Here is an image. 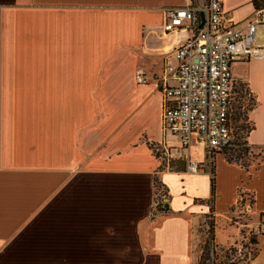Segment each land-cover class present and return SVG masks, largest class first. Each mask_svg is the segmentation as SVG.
<instances>
[{
  "label": "crops",
  "instance_id": "obj_1",
  "mask_svg": "<svg viewBox=\"0 0 264 264\" xmlns=\"http://www.w3.org/2000/svg\"><path fill=\"white\" fill-rule=\"evenodd\" d=\"M179 4L0 0V264H196L194 231L210 211L216 245L230 243L241 226L257 227L264 158L244 167L218 153L210 162L193 140L202 151L192 156L189 147V156L200 168L187 173L177 138L161 131L164 65L175 63L172 51L187 34L162 25L165 9ZM261 6L264 0H223L222 9L236 26ZM256 44L264 46L263 26ZM118 47L131 49L124 77ZM137 69L147 84L133 86ZM231 73L256 101L246 141L264 156V57L235 61ZM126 81L139 95L136 111L152 123L146 139L142 130L123 133L131 112H120L125 99L111 102L123 97ZM101 96L103 117L90 108L86 124L85 98ZM154 178L164 213L154 206ZM249 264H264V235Z\"/></svg>",
  "mask_w": 264,
  "mask_h": 264
},
{
  "label": "built area",
  "instance_id": "obj_2",
  "mask_svg": "<svg viewBox=\"0 0 264 264\" xmlns=\"http://www.w3.org/2000/svg\"><path fill=\"white\" fill-rule=\"evenodd\" d=\"M222 4L223 0H181L164 13L165 32L187 34L172 51L175 63L164 65L160 126L163 133L177 138V153L184 157L187 173L200 168L189 156L193 140L210 162L231 146L232 64L264 57V46L256 44V29L264 27V6L256 8L245 25L235 26L226 22ZM149 79L143 70H135L137 85ZM252 232L264 235V215Z\"/></svg>",
  "mask_w": 264,
  "mask_h": 264
},
{
  "label": "rangeland",
  "instance_id": "obj_3",
  "mask_svg": "<svg viewBox=\"0 0 264 264\" xmlns=\"http://www.w3.org/2000/svg\"><path fill=\"white\" fill-rule=\"evenodd\" d=\"M131 49L128 48H117V54L119 55V64H116L117 72L120 73L121 77H124L125 72H127L126 63H127V55L129 54ZM118 58V59H119ZM110 64H108L109 66ZM104 67V66H103ZM133 78V77H132ZM124 81V80H122ZM133 86H138L134 83L132 79ZM130 85L129 82H125V90L122 92L123 97L119 98H111V102L115 104L121 103L123 99L126 100V107H120V112L122 114H126L131 112L128 115L127 128L123 129V133L127 134V136L134 135L133 133L136 130H150L152 123L147 115L140 113V110L136 111L135 107L138 106L140 101L139 95L135 92L136 88ZM238 91V93H236ZM236 100V102H235ZM232 101L235 102V105L241 106L240 108L234 109L233 112V120L231 125L232 131V139L235 140L236 136L241 135L242 139L245 136L246 129L239 130V127L249 126L247 120V108L250 107V95L247 94L246 88L242 87V85H233L232 89ZM107 105L105 97H86L85 98V123L87 124L90 121L89 109L94 108L95 114L97 116V120L103 117V109L104 106ZM135 109V110H134ZM240 115L238 116V113ZM102 113V114H101ZM150 132V131H149ZM122 133V136H123ZM148 133V132H147ZM146 132L142 133V139H146L148 137ZM244 140V139H243ZM154 151L157 154L160 153V156L163 155V149H159V143L152 142L150 144ZM190 151L192 156L202 151L201 147L196 145V143L192 142L190 146ZM238 151L226 150L225 155L235 158L238 155ZM238 160L243 163L250 164L259 161L261 153L258 150H253L252 148H248L247 152H241L239 154ZM162 188H159L156 191L154 206L157 204V200H159V195L163 193ZM247 214V213H243ZM244 217H241L243 219ZM233 220L236 221L234 217ZM233 220L229 219L228 223L234 224L236 227H240V225L235 224ZM201 222V221H200ZM213 217L211 215V211L204 216V221L202 220L201 224H198L194 231V253L196 254V264H249L252 260L253 256L257 250V244L251 242V238L255 236L257 238L259 235H254L252 231H247L242 226L239 231H237V235H235L234 239L230 240V243L223 245H216L213 240V232L210 230V224L213 223ZM254 230V229H253ZM226 234L223 231L219 232V241L221 243L225 242Z\"/></svg>",
  "mask_w": 264,
  "mask_h": 264
},
{
  "label": "trees",
  "instance_id": "obj_4",
  "mask_svg": "<svg viewBox=\"0 0 264 264\" xmlns=\"http://www.w3.org/2000/svg\"><path fill=\"white\" fill-rule=\"evenodd\" d=\"M239 85H242V87H245V85L243 84H239ZM246 92L248 95H250V107L247 108V113L249 110H251L255 104H256V101L255 99L252 97V95L250 94V92L248 91V89L246 88ZM236 93H238V91H236ZM236 102V100H235ZM235 102H233L231 100V103H230V109H229V124H232V120H233V112H234V109H237V108H240L241 106H237V104L235 105ZM240 115V112L238 113V116ZM247 120H248V117H247ZM248 123H249V126H246V127H239V130H243V129H246V132H245V136H244V140L242 139V136L239 135V136H236V139L235 140H232V143H231V146L225 148L224 150H222L220 153H222L224 155V157L226 158L227 161H230V162H234V163H238L244 167H247L248 164L246 163H243L241 162L240 160H238V158L240 157L239 154L243 151L244 153L247 152L248 148H249V145L247 144V141H246V136L247 134L253 129V124L248 120ZM231 127V125H230ZM235 150V151H238V155L235 157V158H232L230 156H227L225 155V151L226 150ZM264 158V156L261 154L260 156V159L259 161L255 162V163H259L260 161H262ZM162 184L160 182H158L157 178H154V187H155V190L158 191L159 188H161ZM210 188H211V193H212V196L214 194V174L212 173V175L210 176ZM161 195H159V200H157V204L155 206V209H156V212L157 213H164L167 211V205L165 202H163V198L161 197ZM213 226H214V223H211L210 224V230L213 232ZM251 242L254 243V244H257V238L252 237L251 238Z\"/></svg>",
  "mask_w": 264,
  "mask_h": 264
}]
</instances>
